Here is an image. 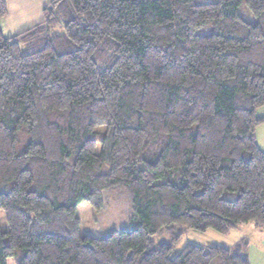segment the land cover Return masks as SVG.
I'll return each instance as SVG.
<instances>
[{
  "label": "trees",
  "instance_id": "16d2710c",
  "mask_svg": "<svg viewBox=\"0 0 264 264\" xmlns=\"http://www.w3.org/2000/svg\"><path fill=\"white\" fill-rule=\"evenodd\" d=\"M263 106L264 0H52L0 28V264H250L244 240L172 255L189 230H264ZM115 188L136 227L82 235L77 205Z\"/></svg>",
  "mask_w": 264,
  "mask_h": 264
},
{
  "label": "rangeland",
  "instance_id": "374dc122",
  "mask_svg": "<svg viewBox=\"0 0 264 264\" xmlns=\"http://www.w3.org/2000/svg\"><path fill=\"white\" fill-rule=\"evenodd\" d=\"M238 13L247 21L254 22V18L248 12L247 8L243 4ZM211 32V26H205L197 31V34L205 35ZM264 114V106L259 108L256 112L257 117ZM105 127H99V131L103 132ZM27 143V138L19 133L17 140V151L21 152ZM101 145L97 143L96 152L99 153ZM108 165L104 164L101 168V173H106ZM103 207L100 210L94 209L87 202H81L76 207V216L80 221V233L82 235H88L92 237H106L114 231H120L122 229L131 230L136 227L138 218L132 210L130 199L127 191L124 188H115L103 193ZM5 213L0 209V230L2 232L7 231V225L4 220ZM241 231H232L230 234H220L214 230H207L206 232H198L195 230H189L184 233L183 238L175 249L174 256L177 254L186 244H196L199 246H213L220 245L223 247L233 248L234 240L240 238ZM167 233L163 232L155 236L152 240V247H156L159 244L166 241ZM236 245V244H235ZM233 246V247H232ZM19 251H16L18 254ZM7 264H15V260L10 258L7 260Z\"/></svg>",
  "mask_w": 264,
  "mask_h": 264
},
{
  "label": "crops",
  "instance_id": "0c3cea01",
  "mask_svg": "<svg viewBox=\"0 0 264 264\" xmlns=\"http://www.w3.org/2000/svg\"><path fill=\"white\" fill-rule=\"evenodd\" d=\"M52 0H6L7 15L1 19L0 28L4 36L12 37L29 29L43 19V9ZM260 117H264V114ZM256 141L264 152V123L256 130ZM235 231H241L240 238L232 243L246 241V254L250 264H264V230H259L254 224L240 225ZM230 234V233H229ZM232 246V247H233ZM227 248H230L227 246Z\"/></svg>",
  "mask_w": 264,
  "mask_h": 264
}]
</instances>
